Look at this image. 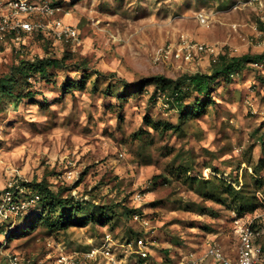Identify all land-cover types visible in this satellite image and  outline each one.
Wrapping results in <instances>:
<instances>
[{
    "label": "rangeland",
    "instance_id": "374dc122",
    "mask_svg": "<svg viewBox=\"0 0 264 264\" xmlns=\"http://www.w3.org/2000/svg\"><path fill=\"white\" fill-rule=\"evenodd\" d=\"M55 1L76 41L50 30L0 42V193L18 181L56 194H23L28 208L0 223V264L15 253L45 264L58 244L87 250L105 232L120 243L146 237L148 264L209 244L235 254L248 226L263 242L264 78L248 65L215 75L208 53L188 64L158 54L182 34L227 57L263 53L254 4ZM47 57L63 65L24 75L27 61ZM197 73L211 78L209 95L193 85Z\"/></svg>",
    "mask_w": 264,
    "mask_h": 264
},
{
    "label": "built area",
    "instance_id": "2783aa9c",
    "mask_svg": "<svg viewBox=\"0 0 264 264\" xmlns=\"http://www.w3.org/2000/svg\"><path fill=\"white\" fill-rule=\"evenodd\" d=\"M256 10V38L264 46V0H250ZM62 7L55 0H0V42L9 38L20 40L25 35L33 33H47L52 30L54 36L67 41L78 39L77 27L66 24L63 20ZM208 16L201 14L200 20L207 21ZM236 28L237 24H233ZM208 53L218 60L221 49L213 43L200 42L186 34L180 36L176 43H170L158 54L160 58L173 60L178 63H191L196 56ZM256 72L264 75V56L248 62ZM23 194L30 195L31 201L39 200L38 193H33L25 183L10 182L1 194L0 223L9 217H16L23 213L29 205ZM135 199L141 201L137 193ZM134 219L141 220L137 212ZM261 231L252 226L245 227L239 236V245L235 254H227L217 244L206 245L200 254L189 253L172 264H202L206 259H212L218 264H259L264 253V241ZM56 247V244L51 245ZM151 251L146 237H137L120 243L110 232H105L99 245H92L87 250L72 251L66 246L58 244L56 255L51 256L45 264H148ZM10 264H37L32 259L15 253L10 257Z\"/></svg>",
    "mask_w": 264,
    "mask_h": 264
},
{
    "label": "trees",
    "instance_id": "16d2710c",
    "mask_svg": "<svg viewBox=\"0 0 264 264\" xmlns=\"http://www.w3.org/2000/svg\"><path fill=\"white\" fill-rule=\"evenodd\" d=\"M264 56V52L260 54H254V55H249V54H244L241 56H233V57H227L225 54H220L218 57V60L215 62L216 65L214 67V73L215 75H225V76H230L234 74L235 72L241 70L244 68V66L247 67L248 62L261 58ZM63 65L62 60L57 59V58H41L35 61H27L25 63V66L23 67L22 71L26 77L29 76H34L36 74H40L44 77L48 76V70L53 67H61ZM249 66V65H248ZM251 67V66H250ZM252 68V67H251ZM253 69V68H252ZM260 77L264 78L263 75L260 73L256 72ZM211 81V78L208 76L196 74L192 78V83L193 85L197 88V90L205 95H209V83ZM15 96V95H14ZM180 96V89H175V95L174 98L176 100L179 99ZM30 189H32L34 192L38 193L40 198L41 195L44 197H55V193L50 189L48 186L45 187L43 183H38V187H40V190H42V193L36 189L37 186L33 182L31 183H25ZM1 194L0 193V201H1ZM39 198V199H40ZM60 202L64 203V199H60ZM136 210L133 209L132 212H135ZM11 218V217H10ZM1 225L0 227H2ZM2 232V231H1ZM5 235V233H3ZM137 238V237H136ZM19 254V253H18Z\"/></svg>",
    "mask_w": 264,
    "mask_h": 264
}]
</instances>
